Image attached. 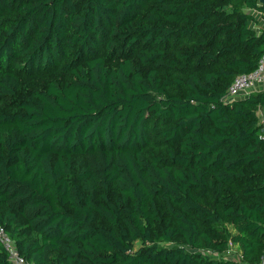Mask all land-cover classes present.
Masks as SVG:
<instances>
[{"label":"trees","instance_id":"trees-1","mask_svg":"<svg viewBox=\"0 0 264 264\" xmlns=\"http://www.w3.org/2000/svg\"><path fill=\"white\" fill-rule=\"evenodd\" d=\"M254 11L264 19L259 0H0V225L20 254L261 261L264 90L225 99L264 53ZM0 264H13L1 241Z\"/></svg>","mask_w":264,"mask_h":264},{"label":"built area","instance_id":"built-area-1","mask_svg":"<svg viewBox=\"0 0 264 264\" xmlns=\"http://www.w3.org/2000/svg\"><path fill=\"white\" fill-rule=\"evenodd\" d=\"M255 90H264V53L258 62V66L254 70L240 73L235 77L232 84L228 88L225 99L229 101L239 97H245ZM262 118L264 121V113L262 114ZM0 241L8 252L9 259L13 264H34L20 254L14 239L1 225ZM240 264H264V256L258 263L241 262Z\"/></svg>","mask_w":264,"mask_h":264},{"label":"crops","instance_id":"crops-1","mask_svg":"<svg viewBox=\"0 0 264 264\" xmlns=\"http://www.w3.org/2000/svg\"><path fill=\"white\" fill-rule=\"evenodd\" d=\"M254 13L256 14V16L258 17V19L262 20L261 16H260V13L257 12V11H254ZM260 24H262V22L260 21ZM256 25V24H255ZM258 28V27H257ZM260 113L263 114L264 113V108H262V110H260ZM236 251V250H235Z\"/></svg>","mask_w":264,"mask_h":264},{"label":"water","instance_id":"water-1","mask_svg":"<svg viewBox=\"0 0 264 264\" xmlns=\"http://www.w3.org/2000/svg\"><path fill=\"white\" fill-rule=\"evenodd\" d=\"M259 3L264 5V0H259Z\"/></svg>","mask_w":264,"mask_h":264},{"label":"rangeland","instance_id":"rangeland-1","mask_svg":"<svg viewBox=\"0 0 264 264\" xmlns=\"http://www.w3.org/2000/svg\"><path fill=\"white\" fill-rule=\"evenodd\" d=\"M260 21H261V22L264 24V22H263V21H264V19H262V20L260 19ZM251 24H252V25H254L253 23H251ZM254 26H256V25H254Z\"/></svg>","mask_w":264,"mask_h":264}]
</instances>
